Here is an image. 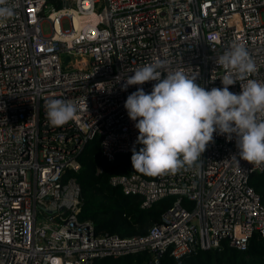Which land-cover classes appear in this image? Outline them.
Masks as SVG:
<instances>
[{"label":"built area","instance_id":"obj_1","mask_svg":"<svg viewBox=\"0 0 264 264\" xmlns=\"http://www.w3.org/2000/svg\"><path fill=\"white\" fill-rule=\"evenodd\" d=\"M14 16L0 22V264H93L97 257L146 252L147 263L197 249L247 248L264 237V204L249 184L253 171L239 159L235 137L214 133L198 164L145 177L115 173L112 185L148 208L175 195L146 233H96L79 218L77 171L85 143L98 137L112 160L137 147L138 129L124 103L142 87L122 90L145 64L198 74L206 89L222 88L217 57L243 44L264 82V0H7ZM47 25V30L44 29ZM229 86L239 93L240 84ZM50 99L71 101L73 120L53 127Z\"/></svg>","mask_w":264,"mask_h":264},{"label":"clouds","instance_id":"obj_2","mask_svg":"<svg viewBox=\"0 0 264 264\" xmlns=\"http://www.w3.org/2000/svg\"><path fill=\"white\" fill-rule=\"evenodd\" d=\"M14 16L7 0H0V22ZM226 70L222 88L206 89L198 74L169 71L163 62L145 64L124 80L122 90L154 81L151 92L140 87L129 94L124 107L139 135V151L132 149L134 171L158 176L191 169L198 164L214 133L228 140L235 137L239 157L250 164H264V82L246 79L256 71L254 59L243 44L236 43L217 57ZM241 83L233 93L229 86ZM77 105L62 99L45 103L46 118L53 127L73 120Z\"/></svg>","mask_w":264,"mask_h":264},{"label":"trees","instance_id":"obj_3","mask_svg":"<svg viewBox=\"0 0 264 264\" xmlns=\"http://www.w3.org/2000/svg\"><path fill=\"white\" fill-rule=\"evenodd\" d=\"M142 145L138 144L136 150ZM132 150L118 153L107 160L100 153L97 136L89 139L80 155V168L68 170L81 186L82 203L79 218L91 219L96 233L117 234L120 237L141 235L160 220L161 214L172 204L175 195L160 198L148 208L141 207L140 197L124 192L119 186L110 184L112 174L138 173L131 164ZM251 184L264 204V171H253ZM148 254L106 255L94 259L93 264H148ZM157 264H264V237L253 235L244 250L224 245L221 248L197 249L178 257L166 252Z\"/></svg>","mask_w":264,"mask_h":264},{"label":"rangeland","instance_id":"obj_4","mask_svg":"<svg viewBox=\"0 0 264 264\" xmlns=\"http://www.w3.org/2000/svg\"><path fill=\"white\" fill-rule=\"evenodd\" d=\"M44 29L47 30V25H44Z\"/></svg>","mask_w":264,"mask_h":264}]
</instances>
